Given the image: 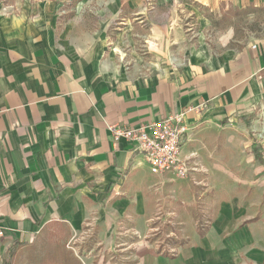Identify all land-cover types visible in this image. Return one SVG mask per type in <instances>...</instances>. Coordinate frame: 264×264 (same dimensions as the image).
I'll list each match as a JSON object with an SVG mask.
<instances>
[{
	"label": "crops",
	"instance_id": "1",
	"mask_svg": "<svg viewBox=\"0 0 264 264\" xmlns=\"http://www.w3.org/2000/svg\"><path fill=\"white\" fill-rule=\"evenodd\" d=\"M5 1L0 264H264V163L246 125L264 99V36L243 47L228 36L216 51L204 39L205 12L264 0ZM140 47L164 69H143ZM172 54L184 67L168 69ZM171 115L184 116L180 158L194 178L156 176L110 130ZM162 192L178 202L158 216ZM161 221L168 235L184 227L174 257L154 241Z\"/></svg>",
	"mask_w": 264,
	"mask_h": 264
},
{
	"label": "rangeland",
	"instance_id": "2",
	"mask_svg": "<svg viewBox=\"0 0 264 264\" xmlns=\"http://www.w3.org/2000/svg\"><path fill=\"white\" fill-rule=\"evenodd\" d=\"M6 2L7 1L5 0H0V5H2V7L5 8ZM145 2L149 4V0H145ZM205 14H206L205 17L209 20L210 27L204 33V39L207 41L208 46L209 48H211V50L216 51V49H218L219 45L221 44L220 40L222 38H228V36L234 38L235 41H231V46H235V47H243L245 43L249 41L257 40V38H261L264 36V10H261L259 12L256 11V13H251V14L250 13L247 14L243 11L242 12L227 11L226 13H221L216 15L215 14L211 15L210 12H205ZM182 23L189 25V27L190 26L193 27L194 31L192 32L190 31L191 32L190 39L194 40V38L196 37V31L198 29L195 18L193 17L186 19L183 18ZM139 53H141L142 56L145 57L147 62V66L145 65L143 69L147 68L153 74L155 73L156 70L160 71V69H164L158 66H154L152 59L153 57L147 53L146 47H140ZM180 58L172 54L170 59L171 64L168 66L169 67L168 69L170 70L174 67L179 69L181 67H184V62H186L185 56L182 57V59ZM247 111H248L247 112L248 117L246 118V125L248 128L249 137L252 141L250 149L252 150L253 155H255L256 160L259 161L260 163L261 162L264 163V99L259 100V102L252 105ZM257 155H259L260 158H257ZM155 175L158 176L161 174L156 173ZM200 196L198 201H200L199 204L203 206L204 205L203 199L205 198V196L203 197ZM173 198L174 196L171 193H165V192L160 193V196L157 198L158 216L167 215L166 213L170 212L171 208L174 207L175 204L178 202L175 199L173 200ZM172 200L173 203L170 204V201ZM176 210L180 213L179 220L185 221L188 212L183 211L182 208L179 206H176ZM181 211L184 214H181ZM161 222L162 224L160 223L156 228H159V230L161 229V232H165V233H160L161 237H160V243L158 242V246L162 245L163 248H165V245H169V244H167L163 239L166 238L165 236L169 232L168 233L166 232L164 221ZM205 225H208V223ZM200 227L202 228V226ZM173 228H174L173 230L174 234L178 233L179 235L178 238L175 237L174 240L175 239L181 240V235L185 233L184 227L180 226L179 224L177 225L174 224ZM175 248L178 250V248L180 247L175 246ZM22 259L23 257L20 258L19 261H22Z\"/></svg>",
	"mask_w": 264,
	"mask_h": 264
},
{
	"label": "built area",
	"instance_id": "3",
	"mask_svg": "<svg viewBox=\"0 0 264 264\" xmlns=\"http://www.w3.org/2000/svg\"><path fill=\"white\" fill-rule=\"evenodd\" d=\"M4 10L6 12V9ZM183 117V115H171L136 128L113 125L110 130L115 141L121 139L129 141L134 144L137 151L144 153L152 173L174 174L181 179H191L194 178L195 173H198V167L192 159L180 158L183 138L187 131L183 125ZM178 236L177 233L166 235L171 239ZM165 250L172 255L177 254V249L173 246L165 245Z\"/></svg>",
	"mask_w": 264,
	"mask_h": 264
},
{
	"label": "trees",
	"instance_id": "4",
	"mask_svg": "<svg viewBox=\"0 0 264 264\" xmlns=\"http://www.w3.org/2000/svg\"><path fill=\"white\" fill-rule=\"evenodd\" d=\"M261 10H264V8L256 9V10H254V9H246V10H242V11L247 13V14L248 13L251 14V13H256V11L259 12ZM242 11H240V12H242ZM257 158H260L259 155H257ZM198 227H199V231H200L201 235H204L205 227L204 228L203 227L201 228L200 226H198ZM160 237H161V235L160 236H156L154 238V241L160 240ZM164 240H165L166 243H168L170 246H173V247H175V246L183 247L184 246V242L182 240H180V239L179 240H177V239L174 240V239H166L165 238ZM159 253L163 254L164 256L174 257L171 253H169L167 250H165V248H163L162 245H160ZM13 256H14V253L10 255V257H13Z\"/></svg>",
	"mask_w": 264,
	"mask_h": 264
}]
</instances>
